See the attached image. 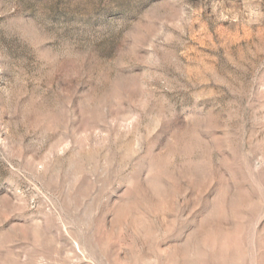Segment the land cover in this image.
Instances as JSON below:
<instances>
[{
  "label": "rangeland",
  "instance_id": "obj_1",
  "mask_svg": "<svg viewBox=\"0 0 264 264\" xmlns=\"http://www.w3.org/2000/svg\"><path fill=\"white\" fill-rule=\"evenodd\" d=\"M0 264H264V0H0Z\"/></svg>",
  "mask_w": 264,
  "mask_h": 264
}]
</instances>
